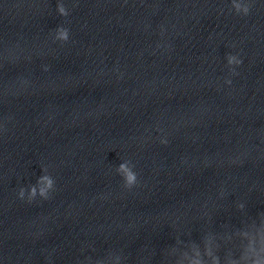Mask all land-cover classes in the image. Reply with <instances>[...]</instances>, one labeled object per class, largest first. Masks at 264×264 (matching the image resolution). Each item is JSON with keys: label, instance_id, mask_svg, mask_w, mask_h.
I'll use <instances>...</instances> for the list:
<instances>
[{"label": "clouds", "instance_id": "1", "mask_svg": "<svg viewBox=\"0 0 264 264\" xmlns=\"http://www.w3.org/2000/svg\"><path fill=\"white\" fill-rule=\"evenodd\" d=\"M60 13L62 15H66L67 13L65 12L64 8L60 6ZM248 9L245 8V14H247ZM62 38H67L66 32L62 31L60 33ZM231 62V60H230ZM240 63V61H237ZM162 143H166V141H161ZM121 170L124 171L127 174V183L129 185L133 184L135 182V175L134 173L128 171V169L124 166L121 165ZM44 179L47 180L45 177ZM52 187V181L47 180V186L42 187L40 189V195L43 196L45 199H47L46 191L47 188ZM31 195L35 196L36 195V189L33 188L31 191ZM20 196L23 197V190H21ZM209 254H211L209 252ZM192 264H203V262L199 259H196L192 262ZM213 264H219L218 258H213ZM229 264H264V239L261 240L259 247L256 246L255 243L250 242L249 245L245 248L243 255L241 256L239 261L236 260H230Z\"/></svg>", "mask_w": 264, "mask_h": 264}]
</instances>
